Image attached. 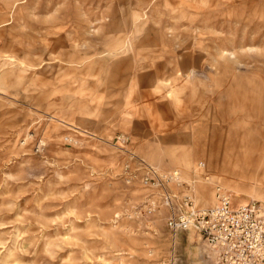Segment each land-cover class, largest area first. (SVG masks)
<instances>
[{
	"label": "rangeland",
	"instance_id": "1",
	"mask_svg": "<svg viewBox=\"0 0 264 264\" xmlns=\"http://www.w3.org/2000/svg\"><path fill=\"white\" fill-rule=\"evenodd\" d=\"M241 105L264 115V0H0V264H215L157 178L264 205V125L209 128Z\"/></svg>",
	"mask_w": 264,
	"mask_h": 264
},
{
	"label": "built area",
	"instance_id": "2",
	"mask_svg": "<svg viewBox=\"0 0 264 264\" xmlns=\"http://www.w3.org/2000/svg\"><path fill=\"white\" fill-rule=\"evenodd\" d=\"M173 177L157 178L167 210L165 226L172 237L182 232L197 233L214 254L215 264H264V205L250 202L231 209L229 194L217 188L215 205L200 209L191 194L184 193L178 199L169 193L166 184ZM176 255L173 244L168 256L153 264H177Z\"/></svg>",
	"mask_w": 264,
	"mask_h": 264
},
{
	"label": "crops",
	"instance_id": "3",
	"mask_svg": "<svg viewBox=\"0 0 264 264\" xmlns=\"http://www.w3.org/2000/svg\"><path fill=\"white\" fill-rule=\"evenodd\" d=\"M218 103H221V101L218 100ZM244 104H247V103L244 102ZM239 110H240L241 113H239V111H235L234 108L232 110L227 108L225 110L219 111L218 113H213L212 118H211L212 119L211 123L209 124L210 130L211 129L214 130L215 125H217V121H219V123L221 122L222 124H225V123H228V122L231 123L232 119H238V118H241V117L245 118V119L246 118L258 119L264 125V115L263 114H260V113H257L255 111H252V109L249 106H247V105H241ZM221 162H224L223 163V165L225 167L224 171H226L229 174H232L234 176V178H236V179H241V180L244 179L242 174L234 173L231 170V168H232L231 165L227 164L223 160ZM262 175H263V178H264V174H261V176Z\"/></svg>",
	"mask_w": 264,
	"mask_h": 264
},
{
	"label": "bare ground",
	"instance_id": "4",
	"mask_svg": "<svg viewBox=\"0 0 264 264\" xmlns=\"http://www.w3.org/2000/svg\"><path fill=\"white\" fill-rule=\"evenodd\" d=\"M200 167H202V165H199ZM173 179L176 181L177 179H178V172H175L174 173V177H173ZM206 180H208V178H206ZM178 181V180H177ZM209 183V182H208ZM168 188H169V186H168ZM217 188H221V187H215V192H216V190H217ZM170 190V189H169ZM171 191V190H170ZM172 192V191H171ZM172 194L173 195H175V196H177V194H175V193H173L172 192ZM254 202V201H253ZM195 204V203H194ZM233 204H232V198H231V195H230V208L232 209V206ZM196 206V205H195ZM241 206H243V205H239V207H241ZM213 207V206H212ZM199 239H201V238H199Z\"/></svg>",
	"mask_w": 264,
	"mask_h": 264
}]
</instances>
